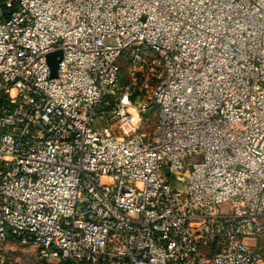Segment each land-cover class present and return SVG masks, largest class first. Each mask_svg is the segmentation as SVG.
<instances>
[{
  "label": "built area",
  "instance_id": "2783aa9c",
  "mask_svg": "<svg viewBox=\"0 0 264 264\" xmlns=\"http://www.w3.org/2000/svg\"><path fill=\"white\" fill-rule=\"evenodd\" d=\"M9 240L46 264H264V0H0Z\"/></svg>",
  "mask_w": 264,
  "mask_h": 264
},
{
  "label": "rangeland",
  "instance_id": "374dc122",
  "mask_svg": "<svg viewBox=\"0 0 264 264\" xmlns=\"http://www.w3.org/2000/svg\"><path fill=\"white\" fill-rule=\"evenodd\" d=\"M0 249L9 255L7 264H44L39 258L38 248L34 245H23L17 240H9L0 244Z\"/></svg>",
  "mask_w": 264,
  "mask_h": 264
},
{
  "label": "water",
  "instance_id": "95a60500",
  "mask_svg": "<svg viewBox=\"0 0 264 264\" xmlns=\"http://www.w3.org/2000/svg\"><path fill=\"white\" fill-rule=\"evenodd\" d=\"M58 56H60V51L54 52V53L49 55V65H50V71H51L52 77L56 76Z\"/></svg>",
  "mask_w": 264,
  "mask_h": 264
},
{
  "label": "trees",
  "instance_id": "16d2710c",
  "mask_svg": "<svg viewBox=\"0 0 264 264\" xmlns=\"http://www.w3.org/2000/svg\"><path fill=\"white\" fill-rule=\"evenodd\" d=\"M44 264H46L45 262H43Z\"/></svg>",
  "mask_w": 264,
  "mask_h": 264
}]
</instances>
